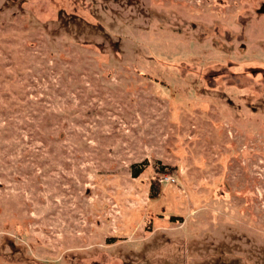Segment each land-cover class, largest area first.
Here are the masks:
<instances>
[{"label":"rangeland","instance_id":"1","mask_svg":"<svg viewBox=\"0 0 264 264\" xmlns=\"http://www.w3.org/2000/svg\"><path fill=\"white\" fill-rule=\"evenodd\" d=\"M0 264H264V0H0Z\"/></svg>","mask_w":264,"mask_h":264},{"label":"trees","instance_id":"2","mask_svg":"<svg viewBox=\"0 0 264 264\" xmlns=\"http://www.w3.org/2000/svg\"><path fill=\"white\" fill-rule=\"evenodd\" d=\"M135 176H136V174H135Z\"/></svg>","mask_w":264,"mask_h":264}]
</instances>
